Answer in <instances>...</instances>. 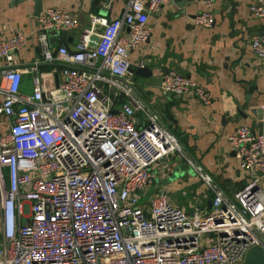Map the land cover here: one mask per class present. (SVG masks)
<instances>
[{
  "label": "built area",
  "instance_id": "built-area-1",
  "mask_svg": "<svg viewBox=\"0 0 264 264\" xmlns=\"http://www.w3.org/2000/svg\"><path fill=\"white\" fill-rule=\"evenodd\" d=\"M163 1L128 0L118 18L93 19L73 51H52L47 33L75 30L78 19L42 11L37 44L43 63L62 66L60 82L33 64L25 70L32 75L30 95L20 93L23 70L11 66L27 36L17 32L0 41L6 126L0 133V264H242L251 249L264 253L258 179L227 197L189 162L212 192L209 210L186 212L163 191L141 203L153 167L172 155L185 157L129 80L128 55L149 39V18ZM214 2L200 0L194 26L215 24ZM250 12L264 19V0ZM250 49L264 60V34ZM159 88L163 95L211 103L206 89L175 70L162 76ZM229 144L240 169L264 179V135L240 126Z\"/></svg>",
  "mask_w": 264,
  "mask_h": 264
},
{
  "label": "crops",
  "instance_id": "crops-1",
  "mask_svg": "<svg viewBox=\"0 0 264 264\" xmlns=\"http://www.w3.org/2000/svg\"><path fill=\"white\" fill-rule=\"evenodd\" d=\"M93 1L40 0L41 12L58 9L79 21L75 30L47 34L52 51L59 47L73 51L93 19H116L128 4V0H112L107 8L99 5L96 15L92 12ZM255 1L215 0V24L201 28L192 22L202 11L200 0H164L149 18V39L129 53L131 69L147 65L152 74L148 79L131 75L129 80L161 124L178 139L184 154L189 155V159L172 155L153 167L151 180L140 197L142 204H148L163 191L171 205L186 212L195 207L209 210L212 192L189 162L210 176L227 197L254 179L264 189V179L253 171L240 169L229 144V137L240 126L264 135V60L254 57L250 49L252 39L264 34V19L254 18L250 12ZM34 13V1L0 0V41L17 32L27 36L25 47L14 54L11 65L24 72L20 83L22 95L32 93V75L25 70L33 64L55 83L60 82L62 66L42 62ZM171 70L206 89L211 103L205 106L192 96L163 95L159 88L161 79ZM2 71L0 62V80ZM119 107L114 105L113 109ZM255 110L262 111L260 120L253 114ZM135 119L139 126L143 124L142 116L136 115ZM5 127V121L0 120V133L6 131Z\"/></svg>",
  "mask_w": 264,
  "mask_h": 264
},
{
  "label": "water",
  "instance_id": "water-1",
  "mask_svg": "<svg viewBox=\"0 0 264 264\" xmlns=\"http://www.w3.org/2000/svg\"><path fill=\"white\" fill-rule=\"evenodd\" d=\"M32 1L35 2L34 17L38 18L40 13H41L40 0H32ZM111 2H112V0H94L92 12L97 15L98 10H99V5H103L104 8H107L111 4ZM48 33H50V32H48ZM55 33H57V32H55ZM47 38H48V35H47ZM93 38H92V40H95L94 42H96V40H97L96 37H93ZM49 47H50V45H49ZM129 74L133 75L134 77L141 78V79H148L152 75L151 71L149 70L147 65H144L143 67H140L138 69H131L130 68ZM253 114L258 116V119L260 120L262 111L261 110H255V111H253ZM242 264H264V253L258 249H251L245 255V258H244V261Z\"/></svg>",
  "mask_w": 264,
  "mask_h": 264
},
{
  "label": "rangeland",
  "instance_id": "rangeland-1",
  "mask_svg": "<svg viewBox=\"0 0 264 264\" xmlns=\"http://www.w3.org/2000/svg\"><path fill=\"white\" fill-rule=\"evenodd\" d=\"M140 116H141V115H140ZM182 150H183V148H182ZM177 155H178V154H177ZM183 155H185L186 159H189V158H188V156H189L188 153L186 154V152H185V154H184V150H183ZM186 155H187V156H186Z\"/></svg>",
  "mask_w": 264,
  "mask_h": 264
}]
</instances>
